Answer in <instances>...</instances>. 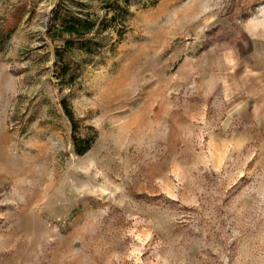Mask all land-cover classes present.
<instances>
[{
    "label": "rangeland",
    "instance_id": "1",
    "mask_svg": "<svg viewBox=\"0 0 264 264\" xmlns=\"http://www.w3.org/2000/svg\"><path fill=\"white\" fill-rule=\"evenodd\" d=\"M59 1L0 0V264H264V0H131L70 89Z\"/></svg>",
    "mask_w": 264,
    "mask_h": 264
},
{
    "label": "trees",
    "instance_id": "2",
    "mask_svg": "<svg viewBox=\"0 0 264 264\" xmlns=\"http://www.w3.org/2000/svg\"><path fill=\"white\" fill-rule=\"evenodd\" d=\"M75 3L73 0H66ZM65 0H60L47 21V35L60 42L54 46L55 79L73 88L76 79L83 70L82 61L74 57V52L85 56L97 53L101 43L97 41L100 33L107 29L106 22L121 23L130 14V1L111 0L105 5L106 13L92 17L71 10ZM107 20V15L110 14ZM60 85V84H58ZM60 106L71 126V141L74 152L84 155L91 147L93 138L83 137L78 133L79 125L66 98L60 99Z\"/></svg>",
    "mask_w": 264,
    "mask_h": 264
},
{
    "label": "crops",
    "instance_id": "3",
    "mask_svg": "<svg viewBox=\"0 0 264 264\" xmlns=\"http://www.w3.org/2000/svg\"><path fill=\"white\" fill-rule=\"evenodd\" d=\"M257 12V16L251 20L250 24L254 27L252 29L253 37L254 39H257L252 41H257V48L258 51H260V65H257L262 68L261 73L264 75V3L260 6Z\"/></svg>",
    "mask_w": 264,
    "mask_h": 264
}]
</instances>
